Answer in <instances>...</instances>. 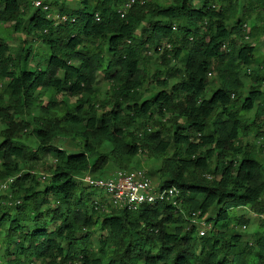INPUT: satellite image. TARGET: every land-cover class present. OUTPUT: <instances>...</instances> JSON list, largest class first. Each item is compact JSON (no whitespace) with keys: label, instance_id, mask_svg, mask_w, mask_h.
I'll return each mask as SVG.
<instances>
[{"label":"trees","instance_id":"trees-1","mask_svg":"<svg viewBox=\"0 0 264 264\" xmlns=\"http://www.w3.org/2000/svg\"><path fill=\"white\" fill-rule=\"evenodd\" d=\"M29 1L0 0V24L47 48L41 58L25 39L11 47L0 36V182L10 179L0 192V264L34 257L41 264H264V234L249 243L228 230L233 209L264 215V164L241 143L254 132L264 146V54L247 41V22L261 18L264 0H134L123 16L127 0H80L72 10L59 0L66 20L58 23L47 16L57 1L41 0L48 10L31 14ZM154 55L166 76L146 96L148 87L140 89L151 80ZM31 58L38 60L32 69ZM99 70L110 84L103 98ZM169 78L176 81L166 89ZM67 137L79 141L78 152L55 144ZM139 153L160 160V187H178L182 207L211 221L205 235L167 203L106 212L77 178L129 169ZM43 154L54 155L44 186L35 171ZM52 199L55 207L42 210ZM90 229L103 234L96 248Z\"/></svg>","mask_w":264,"mask_h":264},{"label":"rangeland","instance_id":"rangeland-1","mask_svg":"<svg viewBox=\"0 0 264 264\" xmlns=\"http://www.w3.org/2000/svg\"><path fill=\"white\" fill-rule=\"evenodd\" d=\"M33 0L29 1V13L31 14L32 11L34 10L35 6L32 4ZM50 0H47V2ZM57 1V4H50L51 6H49V10L47 12V16L54 19V21L57 20V18L59 17V10L61 7L60 1L59 0H54ZM160 5L164 4V3H169L170 0H156ZM64 8L67 9H73V8H78L80 5V0H64ZM195 5H200V3L196 2ZM36 9V8H35ZM29 16H27L26 18L28 19ZM56 23H58V20L56 21ZM147 26V22L145 21L144 23L141 24L140 28L137 30V34H140L142 29L144 27ZM250 29L251 30V34L249 35V39H247L248 42H253L256 44V52L255 55L257 57H260L261 55L264 54V14H261V18H256L254 16H251L250 19L247 22V30ZM0 36L6 39V42L11 46V47H16L19 42L22 39L26 40V46L30 45L31 46V53H35V55H37L38 57H43V55L46 53L47 48L45 47V45L43 44V42L41 40H35L34 37H29L26 36V34L21 30L20 32H13L10 30L9 25L8 24H0ZM79 50L83 51L80 47L78 48ZM152 52H149V54H151ZM111 58V55L108 52H104V59L108 60ZM38 60H33L32 58L29 60V68H34L35 65L37 64ZM73 63V62H72ZM74 64V63H73ZM174 65L179 66L180 68H182L181 66V62L180 61H174ZM39 66L44 67V62L40 63ZM149 71L151 74V80H149V83L144 85L140 91L144 92L145 89L148 87V92H145V95L147 96L149 94V89L151 88L154 90H159L161 87L156 85L155 80L156 79H163L166 74L164 73L163 67L159 64V57L158 55H154L152 60L149 62ZM106 71L105 70H99L97 72V76H96V83L95 85L99 88V93H98V97L99 98H103L106 95V92L109 91V82L106 78ZM213 78V76H211ZM210 79V82L213 86H216L218 84V81L216 78ZM176 79L175 78H169L168 80V87L166 89H170V87L172 86L173 83H175ZM245 84H248V79L245 78ZM264 88V87H263ZM210 94V91H208L206 93V96H208ZM46 97L47 95L40 97L32 106V114L36 113V109L40 106V104L42 103V101H46ZM56 97L58 99L62 98L63 96L61 94H56ZM74 101V98L71 97L69 98V102ZM262 102H264V99L262 100ZM254 109H252L249 112L244 113V116L246 118H252L254 116ZM27 115V118H31V115ZM264 118V117H263ZM159 120V119H158ZM157 120V121H158ZM161 121V120H159ZM180 123H182V120L179 121ZM167 123L166 129H169L171 131L175 130L176 126L174 125V123L171 122H165ZM1 124H0V128H1ZM253 131V130H252ZM1 140V139H0ZM26 143L27 144H34V139L29 137L26 139ZM241 143L244 146V148L248 149V150H252L256 155L255 157L260 160L263 164H264V146L262 145L261 139L257 138L254 134V132H250L248 135H242L241 136ZM55 144L61 146L62 148H64L65 150H67L68 152H78L81 148V144L79 143L78 140L76 139H71L69 137L63 139V141L58 140L55 141ZM102 150H107L109 148V146L107 144H104L103 147H101ZM38 167L36 168V172L38 174H46V179H41L40 178V183L41 185H45L47 183V181L49 180V173H50V168L52 167V165L54 164V155L53 154H43L39 157L38 160ZM160 166V160L159 159H155V158H150L148 157L145 153H139L138 155H136L135 157H133L132 162H131V168L133 167H138L141 168L143 170H146L147 173H149L152 182L154 185H158L159 181L162 180L159 177L158 174V168ZM116 168L112 167V166H108L106 168V170L104 171V174H110L112 173ZM103 172V171H102ZM102 172L99 173H95L96 175L98 174L99 176H102ZM42 176V175H41ZM160 178V179H159ZM1 183V182H0ZM85 186V185H84ZM8 186L5 188H1L0 192L3 194H6L8 192ZM88 191H91L94 193L95 196L100 197L104 194V192L101 189L98 188H94V187H88ZM55 200L57 201V198H55ZM54 199L50 200V202L48 204H43L41 209L42 210H46V209H53L55 207V201ZM3 203L5 202L4 200L2 201ZM213 212V210H212ZM231 214V219L228 223V227L230 230V227H233L236 233L241 235V239L243 241H248L249 243L252 242L254 239L258 238V236L260 234H264V226H262L261 224V217L256 216L251 210H249L248 208H237V209H233L230 212ZM213 215V214H211ZM244 215L247 218V223L245 225L239 224L237 222V217ZM33 224L30 223V227L32 228ZM51 227L53 226H49L48 228L51 229ZM90 229V240H91V245H93V247H97L98 245V240L99 237L102 234L101 231L99 230H94ZM82 235L81 232H77V236ZM254 242V241H253ZM4 242H0V262L1 263H5L4 259L5 256L4 254ZM10 251H12V253L15 252L14 250V246L10 247ZM25 264H41L40 261L37 258H32L31 261L27 260Z\"/></svg>","mask_w":264,"mask_h":264},{"label":"built area","instance_id":"built-area-1","mask_svg":"<svg viewBox=\"0 0 264 264\" xmlns=\"http://www.w3.org/2000/svg\"><path fill=\"white\" fill-rule=\"evenodd\" d=\"M133 2L134 0H127L119 8L118 11L121 16L127 12ZM32 4L35 8L48 10V5L43 4L41 0H33ZM98 18V14H95V19L98 20ZM57 20L58 22L64 21L66 17L65 15H59ZM40 175H42L41 179H46V174ZM77 178L83 185L98 188L104 192L100 197L94 195V203L103 207L106 212L110 211L111 208L137 211L146 205L167 203L181 212L190 224L196 225L199 236L205 235L211 229V221L206 220V215L200 216V210L186 211L182 207L181 191L178 187L154 185L147 171L141 168L115 169L112 173L102 174V176L87 172ZM9 181L10 179H7L0 183V190L7 187ZM255 215L264 219V215Z\"/></svg>","mask_w":264,"mask_h":264}]
</instances>
